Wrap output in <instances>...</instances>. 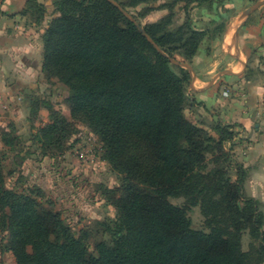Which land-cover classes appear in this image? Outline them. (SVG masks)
Segmentation results:
<instances>
[{"label":"trees","instance_id":"1","mask_svg":"<svg viewBox=\"0 0 264 264\" xmlns=\"http://www.w3.org/2000/svg\"><path fill=\"white\" fill-rule=\"evenodd\" d=\"M40 6L26 0L20 12ZM56 9L42 34L41 72L68 88L71 118L97 136L101 156L121 175V184L110 190L115 215L99 222L108 240L91 251L86 234L73 233L58 213L6 188L0 162L1 228L16 264L264 262L261 203L246 194L247 169L225 147L236 135L234 125L216 121L215 137L184 113L191 74L172 59L194 56L204 32L191 18L172 29L167 15L138 24L153 44L109 0H58ZM40 106L48 109L49 122L35 138L43 152L59 149L72 133L71 122L38 97L28 108L34 114ZM177 196L185 198L184 205L169 201ZM195 205L207 231L191 225L188 211ZM244 231L251 237L246 251Z\"/></svg>","mask_w":264,"mask_h":264},{"label":"rangeland","instance_id":"2","mask_svg":"<svg viewBox=\"0 0 264 264\" xmlns=\"http://www.w3.org/2000/svg\"><path fill=\"white\" fill-rule=\"evenodd\" d=\"M8 1L0 0V43L5 41L4 37L11 39L15 34L34 42V46L35 43L42 46V34L58 15V0H35L41 6L34 7L33 12L28 13L20 12L24 5L17 12L8 13ZM114 1L125 3V12L140 26L168 15L169 27L173 29L191 18L194 28L204 32L198 50L188 60L181 54H176L172 59L174 63H184L190 69V63L195 61L219 58L224 37L240 23L264 35V3L254 8L246 19L244 16V10L259 0H213L212 4L209 0L201 3L199 0H150L135 5L131 4L132 0ZM217 3L220 4L216 13L214 4ZM223 21L225 27L220 31ZM261 46L264 47V43ZM40 48L38 59L42 57ZM253 58L264 66V48L254 50ZM6 80L7 86L14 84L15 80L22 81L25 90L21 95L17 94V88L16 91L7 88L0 90V162L4 186L33 196L41 207L58 213L73 233L86 234V244L92 251L96 243L108 240L99 222L115 215L110 190L121 184V175L102 158L97 136L84 122L71 118L65 100L68 88L63 83L56 78L46 79L42 72L34 71L32 76L12 73ZM32 97L50 103L71 122L72 133L59 149L51 147L43 152L35 138L39 129L49 122V112L46 107L40 106L32 114L28 108ZM195 103L188 95L185 116L217 137L212 127L219 119L216 116L212 118L206 111L197 110ZM229 172L234 179V169ZM169 201L182 206L185 198L169 197ZM261 206L264 210L262 203ZM188 215L193 228L207 231L199 205L192 206ZM7 236L8 232L1 228L0 216V264H16L12 252L5 249ZM250 242L248 231H244L241 236L242 249L248 250Z\"/></svg>","mask_w":264,"mask_h":264},{"label":"crops","instance_id":"3","mask_svg":"<svg viewBox=\"0 0 264 264\" xmlns=\"http://www.w3.org/2000/svg\"><path fill=\"white\" fill-rule=\"evenodd\" d=\"M24 3L25 0H9L7 12L19 11ZM237 26L224 37L219 58L190 63L187 94L195 100L197 110L234 125L236 135L225 147L247 169L246 194L258 199L264 207V66L251 59L254 50L264 48L261 46L264 35L252 27L241 25L237 29ZM3 39L0 90L17 88V94L21 95L24 83L15 80L7 86L6 78L12 73L32 76L33 71L41 72L42 57L38 59V53L42 46L36 43L34 46V42L15 34L11 39Z\"/></svg>","mask_w":264,"mask_h":264},{"label":"water","instance_id":"4","mask_svg":"<svg viewBox=\"0 0 264 264\" xmlns=\"http://www.w3.org/2000/svg\"><path fill=\"white\" fill-rule=\"evenodd\" d=\"M110 2H112L116 7H118L127 17H129L128 16V14L125 12V10L122 8V7H120L119 6V4L116 2V1H114V0H109ZM264 3V0H259V1H257L256 3H254L253 5H251V6H249L248 8H246L245 10H244V16H245V19L248 17V15H249V13L254 9V8H256V7H258L259 5H261V4H263ZM130 18V17H129ZM131 19V18H130ZM132 21H134L133 19H131ZM135 24L137 25V26H139L138 25V23L135 21ZM242 25V23H240L238 26H237V29H239V27ZM140 27V26H139ZM140 30H141V32L143 33V35H145L147 38H148V40L151 42V43H153L154 44V42L152 41V39L142 30V28L140 27ZM180 65L181 66H183V67H185V68H187V69H190L189 68V66L188 65H186V64H184V63H180Z\"/></svg>","mask_w":264,"mask_h":264}]
</instances>
